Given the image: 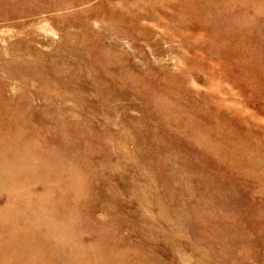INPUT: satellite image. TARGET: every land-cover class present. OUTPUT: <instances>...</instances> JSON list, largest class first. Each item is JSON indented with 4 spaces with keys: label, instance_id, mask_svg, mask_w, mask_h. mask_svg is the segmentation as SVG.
Instances as JSON below:
<instances>
[{
    "label": "rangeland",
    "instance_id": "rangeland-1",
    "mask_svg": "<svg viewBox=\"0 0 264 264\" xmlns=\"http://www.w3.org/2000/svg\"><path fill=\"white\" fill-rule=\"evenodd\" d=\"M262 34L264 0H0V264H264Z\"/></svg>",
    "mask_w": 264,
    "mask_h": 264
},
{
    "label": "bare ground",
    "instance_id": "bare-ground-1",
    "mask_svg": "<svg viewBox=\"0 0 264 264\" xmlns=\"http://www.w3.org/2000/svg\"><path fill=\"white\" fill-rule=\"evenodd\" d=\"M219 5H220V4H219ZM4 6H6V5H4ZM31 7H32V6H31ZM33 7H35V6H33ZM36 7H38L37 4H36ZM216 7H217V6H216ZM42 8H43V7H42ZM33 9H34V8H32L31 10H33ZM38 12H39V11H38ZM5 13H6L5 15L7 16V13H8V12H5ZM8 18H9V16H8ZM8 18H7V19H8ZM222 23H223V22H222ZM224 24H225V23H224ZM229 25H230V24H229ZM236 25H237V24H236ZM239 26H240V25H239ZM234 27H235V26H234ZM234 27H232V28H234ZM241 27H242V26H241ZM246 30H247V29H246ZM232 32H233V31H232ZM248 32H249V31H248ZM260 34H261V33H260ZM252 35H253V34H252ZM258 36H259V35H258ZM262 36H264V35L262 34ZM242 37H243V36H242ZM242 37H241V38H242ZM257 38H258V37H257ZM261 39H262V38H261ZM261 39H260V40H261ZM256 40H257V39H256ZM256 40H255V41H256ZM262 40H263V39H262ZM260 43H262V42H260ZM255 45H256V44H255ZM234 46H235V45H234ZM252 46H254V45H252ZM245 47H246V46H245ZM256 49H257V47H256ZM248 50H249V49H248ZM248 50H247V52H249ZM252 50H253V48H252ZM253 52H255V51H253ZM250 58H251V57H250ZM250 58H249V59H250ZM233 60H237V58H236V59H233ZM237 61H238V60H237ZM249 61H251V60H249ZM260 61H261V60H260ZM236 68H238V67H236ZM261 69H262V68H261ZM237 70H238V69H237ZM257 72H258V71H257ZM257 72H256V73H257ZM246 74H247V73H246ZM248 74H249V73H248ZM263 83H264V82H263ZM236 86H237V85H236ZM150 88H151V87H150ZM257 88H258V86H257ZM240 89H241V88H240ZM147 90H148V89H147ZM149 90H150V89H149ZM230 90H231V89H230ZM150 91H152V90H150ZM166 92H167V91H166ZM169 94H170V93H169ZM195 103H196V102H195ZM181 104H182V103H181ZM179 105H180V104H179ZM7 106H8V105H7ZM7 106H6V107H7ZM182 107H183V106H182ZM213 108H214V107H213ZM212 110H213V109H212ZM208 112H209V111H208ZM223 112H224V111H223ZM2 114H3V113H2ZM223 114H224V113H223ZM203 115H204V114H203ZM33 117H34V116H33ZM205 117H206V116H205ZM203 118H204V117H203ZM207 118H208V117H207ZM240 118H241V117L239 116V119H240ZM31 119H32V118H31ZM33 119H35V118H33ZM263 119H264V117H263ZM208 120H209V119H208ZM208 120H207V121H208ZM28 121H29V120H28ZM32 121H33V120H32ZM199 121H200V119H199ZM263 122H264V121H263ZM237 124H238V123H237ZM261 125H262V124H261ZM238 126H239V125H238ZM32 127H33V125H32ZM37 128H38V127H37ZM241 128H242V127H241ZM241 128H240V129H241ZM59 129H60V128H59ZM181 129H182V127H181ZM242 129H243V128H242ZM242 129H241V130H242ZM38 130H39V129H38ZM60 130H61V129H60ZM55 132H56V130H55ZM51 133H52V131H51ZM61 133H63V132H61ZM6 134H7V133H6ZM252 134H253V133H252ZM7 135H8V134H7ZM45 135H46V134H45ZM54 135H55V134H54ZM43 136H44V135H43ZM47 136H48V135H47ZM51 137H52V134H51ZM205 137H206V136H205ZM251 137H252V136H251ZM19 138H20V137H19ZM46 138H48V137H46ZM52 138H53V137H52ZM20 139H21V138H20ZM57 139H58V138H57ZM246 139H247V137H246ZM253 139H254V138H253ZM42 140H43V139H42ZM45 140H50V139H45ZM43 141H44V140H43ZM48 143H49V142H48ZM45 144H46V143H45ZM45 144H44V146H45ZM15 145H16V144H15ZM51 145H53V144H51ZM56 146H57V145H56ZM59 146H60V145H59ZM0 147H1V146H0ZM57 147H58V146H57ZM2 149H3V148H2ZM12 149H14V148H12ZM12 149H11V150H12ZM27 149H28V148H27ZM61 149H62V148H61ZM66 149H67V148H66ZM26 151H27V150H26ZM50 151H51V150H50ZM61 151H62V150H61ZM224 151H225V150H224ZM48 152H49V150H48ZM233 152H234V151H233ZM54 153H55V152H54ZM54 153H53V154H54ZM13 155H14V154H13ZM37 156H38V155H37ZM39 156H40V155H39ZM25 157H26V156H25ZM25 157H24V158H25ZM40 157H41V156H40ZM46 157H49V156L47 155ZM224 157H225V156H224ZM0 159H1V158H0ZM247 159H248V157H247ZM29 160H30V159H29ZM29 160H28V161L26 160V161L29 162ZM244 160H245V163H246V162H247V161H246V158H245ZM24 162H25V161H24ZM50 162H51V161H50ZM56 162H57V161H56ZM56 162H55V163H56ZM43 163H44V162H43ZM48 163H49V160H48ZM40 164H41V163H40ZM30 165H31V164H30ZM48 165H49V164H48ZM261 165H262V164H261ZM46 167H47V166H46ZM29 169H30V168H29ZM1 170H2V169H1ZM25 170H26V169H25ZM3 171H4V170H2V172H3ZM28 171H29V170H28ZM28 171H26V172L29 173ZM30 171H31V169H30ZM2 172H1V173H2ZM5 173H7V172H5ZM24 173H25V172H24ZM259 173H260V172H259ZM262 173H263V172H262ZM262 173H261V174H262ZM20 174H21V173H20ZM20 174H19V175H20ZM263 174H264V173H263ZM21 175H22V174H21ZM30 175H31V174H30ZM26 176H28V175H26ZM42 176H43V175H42ZM259 176H260V175H259ZM23 177H24V179H27V177H25V176H23ZM263 177H264V176H262V178H263ZM0 178L2 179V177H0ZM1 179H0V180H1ZM3 180H4V179H3ZM3 180H2V181H3ZM262 180H263V179H262ZM4 184H6V183H4ZM9 186H10V185H9ZM9 186H8V187H9ZM2 188H3V187H2ZM10 188H11V186H10ZM255 188H256V187H255ZM11 189H12V188H11ZM32 189H33V188H32ZM261 189H262V188H261ZM6 190H7V189H6ZM45 190H46V189H45ZM45 190H44V191H45ZM12 191H13V189H12ZM35 191H36V190H35ZM259 191H260V189H259ZM261 191H262V190H261ZM262 192H263V191H262ZM31 193H32V192H31ZM33 193H35V192H33ZM36 193H37V192H36ZM37 194H38V193H37ZM263 195H264V193H263ZM9 196H10V195H9ZM6 197L8 198L7 195H6ZM6 197H5V198H6ZM1 198H3V197H1ZM9 198H10V197H9ZM28 198H29V197H28ZM43 198H44V197H43ZM54 199H55V198H54ZM0 200H2V199H0ZM4 200H5V199H3L2 201H4ZM12 200H15V198H13ZM40 200H41V199H40ZM5 201H6V200H5ZM41 201H42V200H41ZM41 201H40V202H41ZM14 202H15V201H14ZM5 203H6V202H5ZM8 203H9V202H8ZM44 203H45V202H44ZM64 203H65V202H64ZM1 204H2V203H1ZM24 204H25V203H24ZM40 204H41V203H40ZM49 204H50V203H49ZM49 204H48V205H49ZM3 205H4V208H5V204H4V202H3ZM6 205H7V204H6ZM45 205H46V204H45ZM12 206H13V205H12ZM22 206H23V205H22ZM22 206H20L19 209L23 208ZM66 206H67V204H66ZM86 206H87V205H86ZM14 207H15V206H14ZM14 207H13V208H14ZM45 207H46V206H45ZM8 208H9V206H8ZM2 209H3V207H2ZM5 210H7V209L5 208ZM10 210H11V208H10ZM17 210H18V208H17ZM24 210H25V209H24ZM90 210H91V209H90ZM13 211H14V210H13ZM15 211H16V210H15ZM64 211H65V210H64ZM18 212H19V211H18ZM56 212H57V213H55V214H58V211H56ZM7 213H8V212H7ZM36 213H37V212H36ZM44 213H45V212H44ZM44 213H43V214H44ZM8 214H9V218H10V211H9ZM39 214H41V213H39ZM22 215H23V214H22ZM22 215H21V216H22ZM45 215H46V214H45ZM63 215L66 216V213H64ZM6 216H8V215H6ZM17 216H18V215H17ZM21 216H19V217L21 218ZM19 217H18V218H19ZM55 217H56V215H55ZM9 218H8V219H9ZM12 218H13V217L11 216V219H12ZM14 218H15V217H14ZM18 218H17V220H18ZM20 218H19V220H20ZM23 218H24V217H22V219H23ZM38 218H39V217H38ZM40 218H41V217H40ZM45 218H46V217H45ZM68 218H69V217H68ZM11 219H10V220H11ZM231 219H232V218H231ZM17 220H16V221H17ZM55 220H56V219H55ZM66 220H67V219H66ZM14 221H15V219H13V222H14ZM36 221H37V219H36ZM39 221H41V220H39ZM59 221H60V220H59ZM59 221H58V222H59ZM61 221H62V220H61ZM70 221H71V220H70ZM79 222H81V221H79ZM11 223H12V221H11ZM24 223H25V222H24ZM41 223H42V222H41ZM41 223H40V224H41ZM43 223H44V222H43ZM59 223H61V222H59ZM59 223H57V224H59ZM69 223H70V222H69ZM87 223H88V222H87ZM18 224H19V223H18ZM45 224H46V223H45ZM54 224H56V223H54ZM71 224H72V223H71ZM85 224H86V223H85ZM19 225H21V224H19ZM41 225H42V224H41ZM43 225H44V224H43ZM80 225H81V224H79V226H80ZM11 226H12V225H11ZM15 226H16V225H15ZM56 226H57V225H56ZM58 226H59V225H58ZM88 226H89V225L87 224V228H88ZM13 227H14V225H13ZM85 227H86V226H85ZM14 228H15V227H14ZM14 228H13V229H14ZM23 228H24V226H23ZM23 228H22V229H23ZM44 228H45V227H44ZM46 228H47V227H46ZM74 228H75V227H74ZM83 228H84V226H83ZM10 229H11V228H10ZM18 229H19V228H18ZM40 229H42V228H40ZM47 229H48V228H47ZM56 229H57V228H56ZM70 229H72V228H70ZM23 230H24V229H23ZM60 230H61V229H60ZM65 230H66V229H65ZM72 230H73V229H72ZM11 231H12V230H11ZM44 231H46V230H44ZM55 231H56V230H55ZM74 231H75V230H74ZM74 231H73V232H74ZM83 231H84V229H83ZM17 232H18V231H17ZM66 232L69 233L68 231H66ZM70 232H71V230H70ZM73 232H71V234H72ZM86 232H87V231H86ZM89 232H90V231L88 230V233H87V234H89ZM39 233H40V232H39ZM43 233H44V232H43ZM50 233H51V232H50ZM82 233H83V232H82ZM82 233H81V234H82ZM56 234H57V233H56ZM71 234H69V235H71ZM77 234H78V233H77ZM90 234H91V233H90ZM52 235H53V234H52ZM61 235H62V234H60V236H61ZM67 235H68V234H67ZM69 235H68V237H69ZM78 235H79V234H78ZM84 235H86V234H84ZM34 236L36 237V235H34ZM37 236H38V235H37ZM74 236H75V235H74ZM81 236H82V237H85V236H83V235H81ZM88 236H89V235H88ZM96 236H97V235H96ZM0 237H1V236H0ZM35 237H34V238H35ZM56 237H57V236H56ZM58 237H59V236H58ZM75 237H76V236H75ZM75 237H74V238H75ZM86 237H87V236H86ZM74 238H73V239H74ZM80 238H81V237H80ZM88 238H89V237H87V239H88ZM35 239H36V238H35ZM42 239H43V238H42ZM42 239H41V240H42ZM57 239H58V238H57ZM93 239H96V237L93 238ZM226 239H227V236H226ZM231 239H232V238H231ZM28 240H29V239H28ZM43 240H44V239H43ZM58 240H59V239H58ZM62 240H64V239H62ZM68 240H69V238H68ZM75 240H76V239H75ZM75 240H74V241H75ZM88 240H89V239H88ZM90 240H91V239H90ZM98 240H99V239H98ZM232 240H233V239H232ZM234 240H235V239H234ZM82 241H83V239H82ZM82 241H81V242H82ZM99 241H100V240H99ZM226 241H227V240H226ZM69 242H70V241H69ZM76 242H77V240H76ZM83 242H85V243L87 242V243H88V241H83ZM89 242H90V241H89ZM94 242H95V241H94ZM85 243H84V244H85ZM34 244H35V243H34ZM36 244H37V242H36ZM68 244H69V243H68ZM70 244H71V243H70ZM89 244H90V243H89ZM92 244H96V243H91L90 245H92ZM98 244H99V243H98ZM98 244H96L95 246H97ZM77 245H78V244H77ZM79 245H81V244H79ZM79 245H78V246H79ZM4 246H5V245H4ZM32 246H33V245H32ZM40 246H41V245H40ZM60 246H62V245H59L58 247H60ZM64 246H65V245H64ZM66 246H68V245H67V242H66ZM84 246H86V245H84ZM92 246L94 247V245H92ZM92 246H91V247H92ZM0 247H1V246H0ZM70 247H72V246H70ZM70 247H69V248H70ZM88 247H90V246H88ZM99 247H100V246H99ZM104 247H106V246H104ZM32 248H33V247H32ZM35 248H36V247H35ZM61 248H62V247H61ZM65 248H67V247H65ZM65 248H62V249H65ZM94 248L96 249V247H94ZM1 249H2V248H1ZM28 249H30V248H28ZM33 249H34V248H33ZM39 249H41V248H38V250H39ZM92 249H93V248H91V250H92ZM98 249H99V248H98ZM107 249H108V247L106 248V250H107ZM31 250H32V249H31ZM67 250H68V249H67ZM79 250H80V249H79ZM93 250H94V249H93ZM104 250H105V249H104ZM20 251H21V250H20ZM35 251H37V249H35ZM109 251H110V249L108 250V252H109ZM69 252H70V251H69ZM79 252H80V251H79ZM88 252L90 253V251H88ZM94 252H95V251H94ZM99 252H100V251H99ZM105 252H106V251H105ZM105 252H104V253H105ZM0 253H1V252H0ZM2 253H3V252H2ZM37 253H38V252H37ZM39 253H41V252H39ZM45 253H46V251H45ZM45 253H44V254L42 253V254H43L42 256H44ZM83 253H86V252H83ZM89 253H88V254H89ZM96 253H98V252L96 251ZM57 254H58V253H57ZM86 254H87V253H86ZM107 254H108V253H107ZM58 255H59V254H58ZM58 255H57V256H58ZM72 255H73V253H72ZM90 255H91V256H90L91 258H92L93 256H95L94 253L92 254V252H91ZM92 255H93V256H92ZM97 255H98V254H97ZM100 255H101V253H100ZM45 256H46V255H45ZM45 256H44V258H46ZM102 256H103V255H102ZM127 256L129 257V255H127ZM134 256H135V255H132L133 258H135ZM62 257H63V256H62ZM72 257H73V256H72ZM84 257H85V256H84ZM90 257H89V259H90ZM105 257H106V256H105ZM118 257H119V255H118ZM130 257H131V256H130ZM130 257H129V258H130ZM0 258H1V257H0ZM3 258H4V257H3ZM27 258H28V257H27ZM44 258H43V259H44ZM106 258H107V257H106ZM137 258H138V257H137ZM28 259H29V258H28ZM73 259H74V258H73ZM78 259H79V258H78ZM94 259H95V257H94ZM96 259H97V258H96ZM101 259H102V258H101ZM121 259H122V258H121ZM138 259H140V258H138ZM138 259H137V260H138ZM47 260H48V259H47ZM50 260H52V259H50ZM68 260H69V259H68ZM105 260L107 261V259H105ZM105 260H103V262L107 264L108 261H109V258H108V261H107V262H105ZM128 260H129V259H128ZM132 260H133V259H132ZM135 260H136V259H135ZM137 260H136V262L139 263ZM75 261H76V259H75ZM94 261H95V260H94ZM101 261H102V260H101ZM101 261H99L98 264H99ZM65 262H67V261H65ZM73 262H74V260H73ZM73 262H72V263H73ZM77 262H78V261H77ZM81 262H82V261H81ZM103 262H102V263H103ZM127 262H128V261H127ZM136 262H133V263H136ZM142 262H143V261H142ZM51 263H52V262H51ZM72 263H71V264H72ZM82 263H83V262H82ZM82 263H81V264H82ZM96 263H97V262H96ZM119 263H120V262H119ZM49 264H50V263H49ZM60 264H62V262H61ZM64 264H65V263H64ZM75 264H76V263H75ZM108 264H109V263H108ZM115 264H116V262H115ZM126 264H127V263H126Z\"/></svg>",
    "mask_w": 264,
    "mask_h": 264
}]
</instances>
